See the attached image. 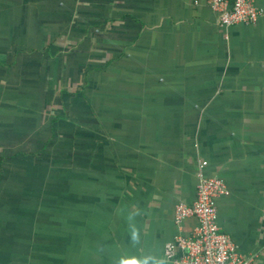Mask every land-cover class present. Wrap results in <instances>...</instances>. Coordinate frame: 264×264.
<instances>
[{"label":"crops","instance_id":"crops-1","mask_svg":"<svg viewBox=\"0 0 264 264\" xmlns=\"http://www.w3.org/2000/svg\"><path fill=\"white\" fill-rule=\"evenodd\" d=\"M255 4L227 29L209 0H0V264H174L199 162L229 189L219 227L264 264Z\"/></svg>","mask_w":264,"mask_h":264},{"label":"built area","instance_id":"built-area-1","mask_svg":"<svg viewBox=\"0 0 264 264\" xmlns=\"http://www.w3.org/2000/svg\"><path fill=\"white\" fill-rule=\"evenodd\" d=\"M256 0H209L218 14V24L233 28L240 24L247 26L258 23L263 14ZM207 162H199L196 176L197 198L193 204L179 203L176 206L175 223L181 226L188 217L194 216L198 225L192 235L179 236L167 244L168 258L174 264H252V259L243 256L224 233L217 221L216 199L229 194L225 181L219 177L204 174ZM178 252H182L178 256Z\"/></svg>","mask_w":264,"mask_h":264},{"label":"rangeland","instance_id":"rangeland-1","mask_svg":"<svg viewBox=\"0 0 264 264\" xmlns=\"http://www.w3.org/2000/svg\"><path fill=\"white\" fill-rule=\"evenodd\" d=\"M6 179H7V177H6ZM6 179L3 178V180H6ZM4 206H6V208L11 207L10 203H6ZM3 222H4V219H0V229L3 228V226H2ZM11 224H12V222H11ZM20 239L22 240V245L24 246V247H22V249H26V239L24 237H22ZM19 254H22V253H19Z\"/></svg>","mask_w":264,"mask_h":264}]
</instances>
